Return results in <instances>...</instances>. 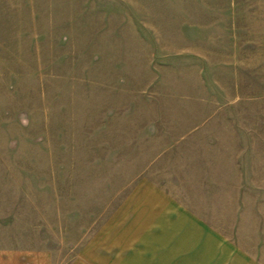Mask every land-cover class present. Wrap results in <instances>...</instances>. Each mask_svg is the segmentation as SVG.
Here are the masks:
<instances>
[{
    "label": "rangeland",
    "instance_id": "374dc122",
    "mask_svg": "<svg viewBox=\"0 0 264 264\" xmlns=\"http://www.w3.org/2000/svg\"><path fill=\"white\" fill-rule=\"evenodd\" d=\"M190 10L188 0H0L1 231L14 217L10 229H30L20 245L71 264L141 172L171 187L196 164L203 182L188 181L217 208L209 218L262 248L264 87L241 80L252 71L234 54L196 46L201 24L218 29ZM198 125L208 129L194 140L207 147L216 133L223 156L188 141L153 160Z\"/></svg>",
    "mask_w": 264,
    "mask_h": 264
},
{
    "label": "crops",
    "instance_id": "0c3cea01",
    "mask_svg": "<svg viewBox=\"0 0 264 264\" xmlns=\"http://www.w3.org/2000/svg\"><path fill=\"white\" fill-rule=\"evenodd\" d=\"M188 5L189 16H200V23H208L212 17L211 27L214 31L218 29L216 33L205 32L207 26L201 24L203 35L195 41L196 46L205 48L203 52H211L207 49L210 46L218 48L220 54H234L236 67L252 71L239 74L241 80L250 78L251 86L264 87V0H188ZM196 5L201 8L192 9ZM207 129L203 125L191 128L187 134L167 143L153 160L173 159V151L184 149L183 144L188 141L195 144L189 149H204L206 156L207 150L210 158L223 156L226 142L216 133L206 132L210 135L207 147L194 140L195 135ZM236 132L243 134L237 129ZM237 139L235 134L234 140ZM230 162L234 166L239 163ZM200 170L203 169L193 165L188 177L172 181L171 187L141 172L90 238L79 245L71 264H264V245L261 249L251 248L256 245L254 242L245 241L240 232L229 233L226 227L209 218L208 214L218 212L213 203L202 204L193 197L201 198L195 192L201 187L188 181L189 174L197 173L202 180L204 174ZM14 222L12 217L5 219L4 224ZM9 225L10 232L0 230V264H53L51 248L26 245V241L20 245L21 232L29 235V228L14 231Z\"/></svg>",
    "mask_w": 264,
    "mask_h": 264
}]
</instances>
